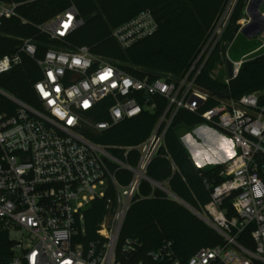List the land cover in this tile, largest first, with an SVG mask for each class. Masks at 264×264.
I'll return each instance as SVG.
<instances>
[{"label": "built area", "instance_id": "obj_1", "mask_svg": "<svg viewBox=\"0 0 264 264\" xmlns=\"http://www.w3.org/2000/svg\"><path fill=\"white\" fill-rule=\"evenodd\" d=\"M19 7L0 0V28L13 18L29 24L19 16ZM247 23L245 19L239 33ZM82 25L72 6L34 27L51 41H63ZM223 25L177 80L171 75L135 78L88 47L50 48L38 59L33 39L0 58V76L20 65L23 56L34 59L42 73L33 87L35 105L0 88V230L13 244L11 264H264V90L232 99L211 96L197 85L225 31ZM158 29L154 14L146 10L114 29L112 37L125 51ZM242 64L232 63L227 84L239 76ZM210 101L215 106L204 110ZM104 102L108 120L95 121ZM160 107L144 143L114 148L123 151V158L85 134L100 135ZM180 111L228 135L233 149L231 157L217 165L222 167L221 183L201 174L209 202L198 208L189 205L221 242L187 259L177 255L171 241L144 252L138 239H120L143 182L160 188L147 172L165 148L166 134ZM132 152L138 154L134 166L128 162ZM119 171L131 174L127 183L117 179ZM96 202L104 204L105 213L89 240L86 213Z\"/></svg>", "mask_w": 264, "mask_h": 264}, {"label": "trees", "instance_id": "obj_2", "mask_svg": "<svg viewBox=\"0 0 264 264\" xmlns=\"http://www.w3.org/2000/svg\"><path fill=\"white\" fill-rule=\"evenodd\" d=\"M19 4L18 14L29 22L23 25L17 18L4 21L0 28V58L17 50V42L2 34H14L41 41L37 58H41L52 45L65 48L88 47L90 51L119 63L127 74L141 79L158 75L147 74L129 68L132 63L151 71L171 75L180 79L203 50L210 33L225 10L229 0H2ZM248 0H238L231 21L220 41L203 67L197 85L211 96L239 99L242 96L264 90V51L246 58L239 76L229 84L212 77V72L221 63L231 44L241 36L240 19L244 17ZM74 6L83 25L70 33L63 41H51L40 35L34 27L45 23ZM150 10L159 25L155 35L144 39L128 50H122L112 37L114 29L130 21L142 11ZM245 18V17H244ZM251 40H247L246 53L253 51ZM22 63L10 72L0 76V88L18 100L35 105L33 87L42 73L34 59L23 56ZM148 76V77H149ZM229 73L227 71V77ZM210 101L204 109L215 106ZM154 114L144 112L139 117L125 120L100 135L85 133L89 140L108 148L113 155L123 158V151L114 148H128L144 143L161 115V109ZM107 102L98 106L95 121H106ZM203 124L198 116L180 111L165 137V148L151 163L147 176L154 182L166 184L168 189L182 201L193 207L205 205L210 200L209 192L203 185L201 174L221 183L218 178L221 166L201 170L194 165L188 150L177 135L179 126L194 128ZM138 154L132 152L129 164L134 166ZM131 174L117 172V179L127 183ZM105 213L104 204L96 202L86 213L89 230L88 239L95 238L97 224ZM138 239L144 252L157 248L164 241H171L181 258L187 259L201 248L215 246L221 238L208 226L190 213L185 207L169 199L158 188L143 182L141 195L133 204L124 223L121 240ZM13 244L8 234L0 230V264H11L14 257Z\"/></svg>", "mask_w": 264, "mask_h": 264}, {"label": "rangeland", "instance_id": "obj_3", "mask_svg": "<svg viewBox=\"0 0 264 264\" xmlns=\"http://www.w3.org/2000/svg\"><path fill=\"white\" fill-rule=\"evenodd\" d=\"M237 1L238 0H229L225 10L223 11V13L220 17L219 22L216 24V26L211 31L210 37L207 40L206 44L204 45L203 50L204 49L207 50V46L210 42L211 36L215 32V30L218 28V26L221 24V22L226 26L225 29L228 27V25L231 21L232 14L235 10ZM261 12L264 15V4L261 7ZM245 19L246 18H244V17L242 19H240L238 22V25L242 26ZM224 25H223V27H224ZM1 35L8 36V37L12 38L14 41L17 42V44H18L17 47L21 44V42L23 40L30 39V38H25L23 36H17L14 34H2L1 33ZM33 40L36 43V45L41 44L40 40H38L36 38ZM247 40L248 39L246 37L241 35L231 44V46L228 48L226 54L224 55L221 63L218 64L216 66V69L212 72V77L214 79H216L217 81H220L221 83L227 84L226 80H227V62L228 61L231 63H233V62L234 63H243L246 58H250V57L256 55L257 53H259V51L260 52L264 51V33L261 36L251 40L252 41L251 43L253 44L254 50L249 52V53H246V51H245L246 46H247ZM212 46L213 45L208 47V52H206L205 56L202 58V61L200 62L201 64L204 62L205 59H207V56H208L210 50L212 49ZM50 47L54 48V49H61L62 48L60 45H52ZM203 50L197 56L195 61L201 55ZM126 66H128L129 68L139 70V71H144L147 74L149 73V74L158 75L159 77H168L169 76L168 74H165V73H159V72H155V71H151L148 69L138 67V66H136L132 63H129V62L126 64ZM177 135L179 136V138L182 141L185 148L188 150L189 154H191L193 156L194 160H197L196 158H198V159H200V162H202V164H204L202 166L204 169H211V168L217 166L218 164H220L219 161L224 156L223 152H225V150H226L225 148L227 146V143H229L228 141L230 140L228 135H226L223 132L215 129L214 127H211V126L206 125V124H201V125H198L194 128H188L186 126H179L178 131H177ZM163 185L167 190H169L166 184H163ZM159 190L161 192H163L169 199H171V200L175 201L176 203L182 205L181 203L177 202L173 197H171L168 193H166L163 189L159 188ZM188 205H190V204H188ZM182 206L185 207L190 213H192L189 208H187L184 205H182ZM191 207H193V206H191ZM195 208H198V207H195ZM208 228L211 231H213L209 226H208ZM207 247H210V246H207Z\"/></svg>", "mask_w": 264, "mask_h": 264}, {"label": "water", "instance_id": "obj_4", "mask_svg": "<svg viewBox=\"0 0 264 264\" xmlns=\"http://www.w3.org/2000/svg\"><path fill=\"white\" fill-rule=\"evenodd\" d=\"M264 4V0H248L244 17L248 20V23L244 25L241 29V35L246 37L248 40H252L261 36L264 33V15L261 12V7ZM232 67L231 62H227V71L230 75V70ZM150 181H152L150 179ZM158 187L164 189L163 184L152 181ZM167 190V189H164ZM169 195L173 197L177 202L189 208V205L175 196L173 193L167 190Z\"/></svg>", "mask_w": 264, "mask_h": 264}, {"label": "crops", "instance_id": "obj_5", "mask_svg": "<svg viewBox=\"0 0 264 264\" xmlns=\"http://www.w3.org/2000/svg\"><path fill=\"white\" fill-rule=\"evenodd\" d=\"M228 142L229 143H227V146L225 148L226 150H225V152H223L224 153V156L219 161L220 163H223V162L227 161L231 157V155H232V152H233L232 144H231L230 140ZM190 157H191L194 165L196 166V168H202V166L204 164H202V162H200V159L196 158L197 160H194V158H193V156L191 154H190Z\"/></svg>", "mask_w": 264, "mask_h": 264}]
</instances>
